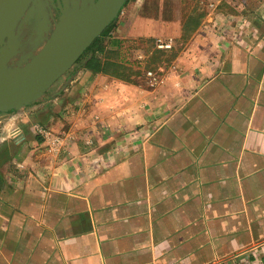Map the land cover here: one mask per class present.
Segmentation results:
<instances>
[{"label":"crops","instance_id":"1","mask_svg":"<svg viewBox=\"0 0 264 264\" xmlns=\"http://www.w3.org/2000/svg\"><path fill=\"white\" fill-rule=\"evenodd\" d=\"M106 44L0 112V264H264V0H128Z\"/></svg>","mask_w":264,"mask_h":264},{"label":"water","instance_id":"2","mask_svg":"<svg viewBox=\"0 0 264 264\" xmlns=\"http://www.w3.org/2000/svg\"><path fill=\"white\" fill-rule=\"evenodd\" d=\"M45 0H0V112L34 103L61 78L85 50L119 16L126 0H57L60 11L42 48L24 62H11L21 52L20 22L33 4ZM55 0H51L54 3Z\"/></svg>","mask_w":264,"mask_h":264},{"label":"rangeland","instance_id":"3","mask_svg":"<svg viewBox=\"0 0 264 264\" xmlns=\"http://www.w3.org/2000/svg\"><path fill=\"white\" fill-rule=\"evenodd\" d=\"M55 4L56 2L52 3L51 0H45L40 8L38 5L33 4V7L28 9L26 14L22 18L20 26L18 28L21 43V52L11 62L12 65H17L24 62L26 59H29L33 54L37 53L42 48L47 37L50 36L51 32L54 29L55 21L58 19L56 15L58 14V9ZM207 13L209 12H207V9L205 7L204 15ZM78 68H82L81 64H74L63 76ZM52 94L53 85L46 91V93L42 97H40L34 103L26 105L20 109H14V111L31 108L38 101H41L48 96H51ZM60 139L62 140V138ZM61 140H56V143H60Z\"/></svg>","mask_w":264,"mask_h":264},{"label":"trees","instance_id":"4","mask_svg":"<svg viewBox=\"0 0 264 264\" xmlns=\"http://www.w3.org/2000/svg\"><path fill=\"white\" fill-rule=\"evenodd\" d=\"M126 1L128 2V0H126ZM118 17L85 50V52L76 61L75 64L80 63L82 67L89 68V69H92L94 71H104V70H111V69L114 70V71L123 70L124 73L126 71L127 72L130 71V70H128V68L125 65H122L119 62H115L113 60H104L101 57V53H104L105 49H106V45H107L106 44V37L110 34V32L115 27ZM112 44H115V43H112Z\"/></svg>","mask_w":264,"mask_h":264},{"label":"built area","instance_id":"5","mask_svg":"<svg viewBox=\"0 0 264 264\" xmlns=\"http://www.w3.org/2000/svg\"><path fill=\"white\" fill-rule=\"evenodd\" d=\"M160 46H161V47L168 48V47H171L172 44H170V43H168V42L161 41V42H160ZM36 129H37V131H38L39 133H46V131H47V130H46L43 126H41V125L36 126Z\"/></svg>","mask_w":264,"mask_h":264},{"label":"flooded vegetation","instance_id":"6","mask_svg":"<svg viewBox=\"0 0 264 264\" xmlns=\"http://www.w3.org/2000/svg\"><path fill=\"white\" fill-rule=\"evenodd\" d=\"M56 1H57V0H55L54 3H55ZM126 2H127V1H126ZM126 2H125V4H126ZM124 6H125V5H124ZM123 8H124V7H123ZM123 8H122V9H123ZM56 15H57V18H58L59 15H60V11H59V10H58V14H56Z\"/></svg>","mask_w":264,"mask_h":264}]
</instances>
